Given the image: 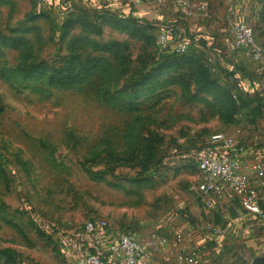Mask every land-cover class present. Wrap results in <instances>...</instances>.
<instances>
[{
	"label": "rangeland",
	"instance_id": "rangeland-1",
	"mask_svg": "<svg viewBox=\"0 0 264 264\" xmlns=\"http://www.w3.org/2000/svg\"><path fill=\"white\" fill-rule=\"evenodd\" d=\"M159 1L140 2L159 13ZM218 1L224 10L228 0ZM34 2L0 0V264H67L60 241L88 222L131 230L123 219L170 220L203 182L196 155L230 126L226 67L250 75L264 68L232 45L229 30L211 32V19L189 17L176 0L164 2L169 19L138 23L146 39L93 14L83 17L97 32L63 30L54 12L35 17ZM249 5L263 44L264 0ZM162 29L171 40L186 34L190 46L188 32L197 34L194 56L138 86L173 45L157 44ZM109 67L124 71L110 93Z\"/></svg>",
	"mask_w": 264,
	"mask_h": 264
},
{
	"label": "crops",
	"instance_id": "crops-1",
	"mask_svg": "<svg viewBox=\"0 0 264 264\" xmlns=\"http://www.w3.org/2000/svg\"><path fill=\"white\" fill-rule=\"evenodd\" d=\"M66 1L69 12L75 14H103L118 19L134 20L136 23H142L145 19L143 17L150 22L160 23L171 16L169 9H166L169 8L168 4H164L166 0L164 2L158 0L159 5L156 7H160L159 13L148 11V8L146 11L143 2L140 1L125 4L123 0H109L108 6H102L100 0ZM249 2L250 0H228L224 4L225 12L221 10L223 5L218 0H210L209 5L205 3L209 9L208 18L211 19L207 29L221 35L229 30V39L232 40V26L237 22L249 23L251 14ZM65 11L63 3L57 1L49 12L60 15L59 19L63 21L67 18L65 15L69 13L64 14ZM164 31L162 29L159 34ZM260 42L259 44L262 43ZM261 45L264 48V43ZM263 69L260 70L258 64L254 65L252 70L254 84L248 90L250 101L253 103L242 110L238 114L239 117L237 115V121L230 124L223 133L233 138L235 147H241L243 151H227L223 143L211 144L196 155L198 162L201 157L213 152L221 160L236 161L239 170L247 172L254 163L264 160V98L261 101L263 104L261 108L260 103L255 101L257 94L264 96ZM256 108L261 111L257 116L253 113ZM187 156L191 157L190 154ZM189 169L185 166L183 170L189 172ZM198 176L201 177V174L198 173ZM132 184L151 186L152 180L135 181ZM253 186L258 189L259 204L264 213V189L254 180ZM179 206L184 209L176 212L170 220H147L138 217L123 219V225L127 222L132 227L131 231L137 233L139 241L149 254L145 264H187L186 258L194 251L197 252L194 264H251L254 259L264 257V216L245 211L236 194L229 188L225 187L222 194L214 198L210 208L204 206L198 194L184 196ZM116 226L117 224L108 223L105 230L94 235L86 231L69 233L67 239L62 238L60 241L64 251V257L60 260L66 261L67 264H77L85 255L94 253L108 264H126L109 251L110 243L122 232L127 231L121 229L122 226ZM213 228L222 229L224 232L216 234L212 231ZM178 235L183 237L181 243L176 241ZM163 237L167 239L165 245L159 242V238Z\"/></svg>",
	"mask_w": 264,
	"mask_h": 264
},
{
	"label": "built area",
	"instance_id": "built-area-1",
	"mask_svg": "<svg viewBox=\"0 0 264 264\" xmlns=\"http://www.w3.org/2000/svg\"><path fill=\"white\" fill-rule=\"evenodd\" d=\"M57 1L63 3L65 7L64 14L68 13V2L66 0H36L37 8L50 9ZM109 0H100L101 5L108 6ZM142 0H123L131 3ZM182 10L189 17L206 18L209 15V9L204 2L196 0H176ZM232 43L235 48L244 50L257 63H264V48L259 44L254 27L247 22H237L231 29ZM170 42V37L166 32L157 36V44L166 46ZM188 49V44L184 39L177 42L175 50L177 54H184ZM212 144L223 143L227 151H243V148H236L233 138L227 137L223 133L213 136ZM198 169L203 177V182L196 190L200 199L206 208L213 205L215 197L222 194L225 187L229 188L238 197L241 207L250 213L264 216L260 208V198L258 189L253 186V180L258 182L264 189V160H259L247 172H241L238 164L234 160H221L213 152L200 158ZM106 222H88L85 225V231L88 234H98L107 228ZM216 234H221L224 230L213 228ZM176 241H183L182 235L176 237ZM159 242L164 244L166 238H159ZM109 251L115 257L122 259L126 264H145L149 259V254L143 248L138 239L137 233L131 230L122 232L109 245ZM197 260V252L194 251L191 256L186 258L187 264H194ZM77 264H108L98 254H87L78 260Z\"/></svg>",
	"mask_w": 264,
	"mask_h": 264
},
{
	"label": "trees",
	"instance_id": "trees-1",
	"mask_svg": "<svg viewBox=\"0 0 264 264\" xmlns=\"http://www.w3.org/2000/svg\"><path fill=\"white\" fill-rule=\"evenodd\" d=\"M34 16L35 17H44L45 15H48L50 12V9H41V8H37V5H36V0H34ZM69 10V8H68ZM88 14L86 13H82V14H75L74 12H69L67 15H65L67 18L63 21H61L63 25V30L65 29H69L71 26H75V25H80L83 30L85 32H97L96 30V27L88 22V21H85L86 18H84L83 16H86ZM92 15V14H90ZM93 15H96L97 18H108L113 24L121 27L125 32H127L131 37H135V38H139V39H146L148 38L147 37V30L148 29L147 27H143L141 25H139L138 23H136V21L134 20H124V19H121V18H114V17H110V16H106V15H103V14H93ZM95 17V16H93ZM88 19L90 17H87ZM86 19V20H88ZM109 21V22H110ZM167 33V31H164ZM168 34V33H167ZM182 34V33H180ZM189 36L192 37V44L190 46V43H189V40L187 39V35L185 34V37H182V35H180L179 39H174V40H171L170 39V42L172 41L173 43V47L170 46L169 50L167 51H162L161 52V57H160V61L162 62L158 69H153L151 70V72L147 73V74H144V79L143 80H138V81H135L136 84H138V86H144L146 85L149 81L147 80H151L154 76V74H160L161 72H164L166 70H169L171 68H173L176 64V60L177 59H180L181 56L184 57V56H194L192 54H194V51L193 49H196L197 46H196V35L197 34H193L191 33L190 31L188 32ZM169 35V34H168ZM170 37V36H169ZM186 38V39H185ZM181 39H184L187 44H188V49L186 51V53L184 54H177L176 53V50L174 49V47L176 46L177 42ZM113 47L117 48L118 44L114 43L112 44ZM109 48V46H108ZM189 58H192V57H189ZM194 58V57H193ZM100 68V67H99ZM227 71L229 72L228 74L231 75V77L233 78V92H234V95L232 94L231 96L229 94L226 93V96H227V101L228 99L231 100L233 106H234V109L231 110L230 112H228L227 116H229V119L230 120L229 122V125L236 122L237 121V115L244 109L248 108L250 106L251 102L250 101V95H249V88H251V86H253L254 84V80H253V75H250L242 70H238L237 72L229 69V67H226ZM96 70V68L94 69ZM105 70V69H104ZM104 70H103V74H104ZM67 71H71L73 72L74 70H66ZM89 72V70L87 71ZM62 72L61 71H58L56 73V76L60 75L61 76ZM72 74V73H71ZM114 74V75H113ZM105 75L109 76L108 81H109V93L110 91H112V86L111 84L114 83L116 86L120 84V78L124 75V71L123 70H116L114 71V68H108L107 71H105ZM117 75H120L119 78H117L116 76ZM151 76V77H150ZM137 86V85H136ZM206 88L207 89V84H202L201 85V89H204ZM225 93L222 92V98L224 97ZM113 98L114 97H108V99H104L106 102H113ZM236 99L235 102L233 101V99ZM264 96L263 94L259 95L257 94V100H255L257 103H260L259 105V108H261L263 106V104L261 103V101L263 100ZM117 102H119L117 100ZM229 103V101H228ZM230 105V104H229ZM257 109V108H256ZM238 110V111H237ZM260 111V109H257L255 111H253L254 115L257 116L258 114L261 113H258ZM239 117V115H238ZM5 254H7V262L8 263H12L13 260H12V255L9 251H7Z\"/></svg>",
	"mask_w": 264,
	"mask_h": 264
},
{
	"label": "water",
	"instance_id": "water-1",
	"mask_svg": "<svg viewBox=\"0 0 264 264\" xmlns=\"http://www.w3.org/2000/svg\"><path fill=\"white\" fill-rule=\"evenodd\" d=\"M251 264H264V257L254 259Z\"/></svg>",
	"mask_w": 264,
	"mask_h": 264
}]
</instances>
